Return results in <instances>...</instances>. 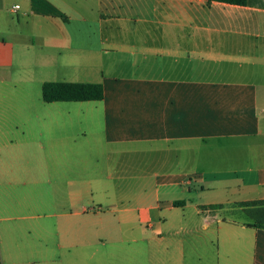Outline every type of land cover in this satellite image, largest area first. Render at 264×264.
<instances>
[{"label": "crops", "instance_id": "obj_1", "mask_svg": "<svg viewBox=\"0 0 264 264\" xmlns=\"http://www.w3.org/2000/svg\"><path fill=\"white\" fill-rule=\"evenodd\" d=\"M131 1L0 0L1 70L15 49L37 47L35 63L69 75L43 81L100 83L104 94L86 101L88 115L29 117L26 131L0 115L1 263L264 264V226L249 212L264 200V0H151L164 11L155 35L152 21L121 18ZM40 122L68 128L41 148L60 152L61 173L43 164L48 221L27 230L56 234L62 254L14 236L18 158ZM86 151L107 162L89 179ZM229 208L247 218L219 216Z\"/></svg>", "mask_w": 264, "mask_h": 264}, {"label": "rangeland", "instance_id": "obj_2", "mask_svg": "<svg viewBox=\"0 0 264 264\" xmlns=\"http://www.w3.org/2000/svg\"><path fill=\"white\" fill-rule=\"evenodd\" d=\"M139 2L132 0L130 6L134 13L121 16L122 19L131 27L136 22L143 20L152 21L151 26L149 27L146 33L155 35L157 33L155 22L163 17L164 11L162 10L160 4H155L151 0H148L147 5L139 6ZM133 28V27H132ZM41 49L26 48L24 49V55L20 56L19 51L15 49L13 60L8 68L0 69V115L5 121H10L13 124L24 127L23 130L28 129V120L29 117H39L43 119L44 117L52 115H66L70 114L73 116V119L76 120L78 117L83 115H88L91 113V104L92 102L86 101H68V102H44L41 98V83L43 80L48 79H61L69 78V75H62L54 73V70H51L48 73V68L43 67L34 62V53H39ZM22 59L25 62L22 63ZM35 124V123H34ZM88 123L85 124L87 127ZM36 126H39L41 134L29 135L31 139L34 140V150L32 152H24V154L19 155L18 165L20 167L19 181L16 183L15 188L16 194L13 196V204L16 205V210L13 212V215L17 216L14 220V223L19 225L16 229L14 236L18 242H23L24 245L35 251V253L42 254L41 252L45 247H53L56 254H62V250L56 249L55 243L57 242L56 234H52L51 238L43 239L41 231L30 232L27 230V225L29 223L36 224L42 223L43 220H47L45 214L48 212V203L43 202L44 194L48 187L43 183V164L45 162L54 164L57 168V172L61 173L59 165L61 164V155L60 152L51 150V152H56V154H51L50 151H47L48 154L42 153V146L46 145H60V140L66 134L65 131L68 127H58L48 130V133H45L44 129L41 127V122L36 123ZM43 126V125H42ZM49 128V127H48ZM17 139H22L24 136L17 132ZM16 140V139H15ZM78 145H89L86 140L91 142V135H87L86 138L79 136ZM92 143V142H91ZM71 144V142L69 143ZM59 148V147H58ZM121 156V155H118ZM85 179L93 178L96 173L94 165H106V156L100 153H89L86 151L85 154ZM34 174L36 182L29 177V180L25 177ZM100 175V174H99ZM32 180V181H31ZM24 181L26 183H24ZM62 184L60 181L57 182L56 186H53L52 193H57L60 195L62 193ZM48 193V191H47ZM3 204H5V199H2ZM31 204L33 207L31 208ZM220 217L228 219H242L247 218L243 212L234 211L231 208L219 212ZM196 222L197 232H201L202 222H198L199 218H194ZM27 247V246H25ZM27 249V248H25ZM20 260H25L20 258ZM27 264H67L61 259H57L55 263H52L50 260L42 259L39 260L36 258L34 262H28Z\"/></svg>", "mask_w": 264, "mask_h": 264}, {"label": "trees", "instance_id": "obj_3", "mask_svg": "<svg viewBox=\"0 0 264 264\" xmlns=\"http://www.w3.org/2000/svg\"><path fill=\"white\" fill-rule=\"evenodd\" d=\"M220 1L231 4H245L246 0H206ZM103 87L95 82L77 81H43L41 83V98L44 102H68V101H96L103 98ZM257 205L249 212L255 225L264 226V200L249 203ZM0 264L1 259H0Z\"/></svg>", "mask_w": 264, "mask_h": 264}, {"label": "built area", "instance_id": "obj_4", "mask_svg": "<svg viewBox=\"0 0 264 264\" xmlns=\"http://www.w3.org/2000/svg\"><path fill=\"white\" fill-rule=\"evenodd\" d=\"M12 7H13V9H17L19 6H18V4H14Z\"/></svg>", "mask_w": 264, "mask_h": 264}]
</instances>
